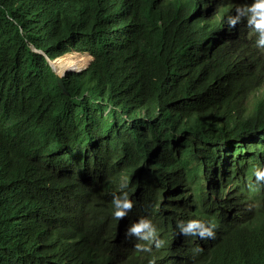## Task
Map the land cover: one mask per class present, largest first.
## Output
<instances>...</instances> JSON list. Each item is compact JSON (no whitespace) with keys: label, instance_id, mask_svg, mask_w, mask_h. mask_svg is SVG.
Instances as JSON below:
<instances>
[{"label":"trees","instance_id":"obj_1","mask_svg":"<svg viewBox=\"0 0 264 264\" xmlns=\"http://www.w3.org/2000/svg\"><path fill=\"white\" fill-rule=\"evenodd\" d=\"M254 2L0 0V264H264V48L228 23Z\"/></svg>","mask_w":264,"mask_h":264},{"label":"clouds","instance_id":"obj_2","mask_svg":"<svg viewBox=\"0 0 264 264\" xmlns=\"http://www.w3.org/2000/svg\"><path fill=\"white\" fill-rule=\"evenodd\" d=\"M237 15L236 16H229L228 23L230 27H235L237 23L241 21V19L245 16L248 18V26L252 28L258 35L257 38V46L260 48H264V0H255V2L250 7H243L236 9ZM80 54V53H79ZM66 55V54H65ZM64 56V55H63ZM91 56V55H90ZM62 56L58 57L55 60L60 59ZM91 57L90 62L91 63ZM87 65V66H88ZM86 66V67H87ZM83 68L75 69V70H68L69 72H76L80 71ZM256 177L258 181H264V171L257 170ZM122 188L127 187V185H121ZM113 204L115 206L114 217L116 219L124 218L127 213L133 208V201L129 199L128 192H123L122 196H117L113 200ZM181 231L185 235H199L201 238H214L215 232L214 229L216 228L215 223H205L201 220H190L187 224L181 222L178 225ZM135 235L138 238L145 240V241H152L156 237V229L152 225L151 221L141 218L139 222L135 223L129 229L127 235ZM157 247L162 246L161 241H157ZM136 248L141 251H150L151 249L148 247H144L143 245L137 244Z\"/></svg>","mask_w":264,"mask_h":264},{"label":"bare ground","instance_id":"obj_3","mask_svg":"<svg viewBox=\"0 0 264 264\" xmlns=\"http://www.w3.org/2000/svg\"><path fill=\"white\" fill-rule=\"evenodd\" d=\"M65 60L66 61L64 63V65H65L64 69H71V70L82 67L88 61L87 57H82L80 55H78L77 57H72L71 55H68L65 57ZM55 64H56V66H55ZM55 64H54V66H55V70L57 72H63L64 71V69H62V70L59 69V65L61 64L60 61H56Z\"/></svg>","mask_w":264,"mask_h":264},{"label":"water","instance_id":"obj_4","mask_svg":"<svg viewBox=\"0 0 264 264\" xmlns=\"http://www.w3.org/2000/svg\"><path fill=\"white\" fill-rule=\"evenodd\" d=\"M33 49H35L36 51H38L34 46H33ZM40 52H43V51H40ZM91 57V60L93 59V56H90ZM48 60H49V62H50V65H51V70H50V74H53V70L56 72V76H57V79H58V81H59V84H60V86L62 87V89H63V91L65 92V93H68V89H67V87H66V85H65V82H64V77H65V75L67 74V69H64V71L63 72H57L56 70H55V66H54V62L56 61V60H52V59H50V58H48ZM54 68V69H53ZM77 69H80V68H77Z\"/></svg>","mask_w":264,"mask_h":264},{"label":"rangeland","instance_id":"obj_5","mask_svg":"<svg viewBox=\"0 0 264 264\" xmlns=\"http://www.w3.org/2000/svg\"><path fill=\"white\" fill-rule=\"evenodd\" d=\"M68 55H71L72 57H77L78 55H80V56H82V57H87V63L85 64V65H83L82 67H80V68H85L87 65H88V63L90 62V55L89 54H79V53H68V54H66V55H64V56H62L60 59H58V60H56V61H60L61 62V64L59 65V69L60 70H62V69H64V63H65V57L66 56H68ZM75 55V56H74ZM62 59V60H61ZM55 61V62H56ZM55 62H54V64H55ZM55 66H56V64H55ZM54 69V68H53ZM68 70H71V69H68ZM73 70H75V69H73ZM53 74H56V72L53 70Z\"/></svg>","mask_w":264,"mask_h":264}]
</instances>
